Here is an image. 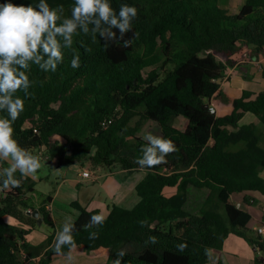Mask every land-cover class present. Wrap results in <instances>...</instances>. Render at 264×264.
<instances>
[{
    "label": "trees",
    "instance_id": "16d2710c",
    "mask_svg": "<svg viewBox=\"0 0 264 264\" xmlns=\"http://www.w3.org/2000/svg\"><path fill=\"white\" fill-rule=\"evenodd\" d=\"M110 2L117 10L121 3L138 9L125 36L131 45L109 42L105 49L98 34L92 39L78 32L55 72L32 65L28 74L35 83L14 123L15 138L59 168L147 172L136 188L140 201L132 209L112 206L105 223L91 230L84 225L100 212L74 204L80 211L76 248L69 253L65 246L57 254L56 232L39 245L27 240L39 225L36 210L44 224L54 226L46 208L53 196L37 208L31 197L35 182L24 179L0 194V264H25L36 256L32 264H52L74 253L107 254L113 264L120 249H127L122 264H212L211 251H222L231 235L250 242L257 252L254 264H264V236L251 229L252 214L232 201L246 194L243 201L251 205L262 203L251 193L264 197V90L227 98L221 85L233 69L249 71L264 56V0H245L238 12L223 8L221 0ZM48 3L63 5L70 16L74 0ZM74 53L81 59L77 69L71 67ZM221 100L229 104L225 112L219 110ZM247 113L259 122L241 125ZM179 117L188 120L184 129L175 125ZM135 118L140 121L133 126ZM143 121L154 122L152 133L171 139L177 149L148 169L135 163L146 143L137 135ZM167 188L177 191L167 195ZM192 189L209 191L198 214L188 210ZM89 231L98 238L89 239ZM149 236L158 243L146 245ZM180 243L188 245L183 252L177 250Z\"/></svg>",
    "mask_w": 264,
    "mask_h": 264
},
{
    "label": "clouds",
    "instance_id": "9594fccd",
    "mask_svg": "<svg viewBox=\"0 0 264 264\" xmlns=\"http://www.w3.org/2000/svg\"><path fill=\"white\" fill-rule=\"evenodd\" d=\"M137 17V7L121 3L117 10L110 0H74L70 16L64 15L63 5L53 8L48 0H33L28 4H17L11 0L0 3V112L7 113L0 117V192L20 187L22 180L34 177L41 168L40 157L20 145L14 129L15 121L25 109L24 97L32 95L29 90L35 81L29 78L31 66L36 65L44 72H55L64 62V50L72 47L73 37L78 32L91 33L92 39L98 34L105 42V49L109 42L119 41H123V47H129L132 41L125 36L132 31ZM138 35L134 33V37ZM80 66V56L74 53L71 67L77 69ZM19 92L24 96L18 95ZM142 139L146 143L141 147L142 155L135 161L141 169L165 162L166 157L177 150L171 139L150 131L144 132ZM105 220L102 212L92 215L84 228H98ZM139 223L144 226L147 222ZM75 231L73 217L66 216L53 241L57 254H61L65 246L69 253L76 248ZM98 235L97 231H89V239H96ZM156 243V236H149L145 241L146 245ZM176 247L183 252L188 245L180 243ZM126 254L127 249L118 250L113 264H122Z\"/></svg>",
    "mask_w": 264,
    "mask_h": 264
},
{
    "label": "rangeland",
    "instance_id": "374dc122",
    "mask_svg": "<svg viewBox=\"0 0 264 264\" xmlns=\"http://www.w3.org/2000/svg\"><path fill=\"white\" fill-rule=\"evenodd\" d=\"M244 1L245 0H221L220 5L223 8L231 9L233 12H238L240 7L244 3ZM263 69H264V56L261 57L260 63L258 62L254 64L252 67H250L249 71L248 70L244 71V69L238 68L236 72H234L230 77H228L227 79L223 81L225 83L227 81L232 80V78L234 79L232 82L230 81L231 82L230 85L233 88L230 87L231 91L228 90L230 93H227L228 95H226V97L230 98L231 96H234V94L239 95L241 92V89L243 88V84H244L243 81L246 82L244 85L245 88H248V89L256 88L259 91L264 90ZM250 71H251V74L249 75ZM257 74H259L260 77H257ZM220 106L222 107V111L223 109L226 111V108H229L228 102L223 101V100L220 101ZM251 118H254V120L251 121L250 120ZM138 121H140L139 118H135L132 121V125L134 126ZM250 122H254V123L258 122L257 117L252 113H249V115L241 121V125H244ZM186 123H188V120L184 117H179L175 120V125L180 129H184L186 126ZM154 128H156V125L154 124V122L143 121L142 127L140 130H138L137 135L142 137L143 133L146 131L154 132ZM262 136H263V133H262ZM263 145H264V136H263ZM35 155H40L42 158H40L41 168L34 174V177H30L32 181L35 182V192L31 195V197L33 198V203L35 205L41 206L42 203L47 199L49 195H55L58 192L60 184L62 183L64 179L67 180V179L73 178L74 174L76 175L77 166L72 165L68 167L59 168L55 163H49L46 160V157L43 155V152L41 150L39 151L37 150ZM86 168H89V167H86ZM103 171L106 172L105 169H103ZM135 176L136 178L141 176L140 172L137 173ZM69 186L70 184L67 185V187ZM127 187L130 188V186L128 185ZM4 192L5 191H2L0 192V194ZM171 193H172V189L167 188L166 194L170 195ZM208 194H209L208 190L192 189L191 195H190L191 198H190L189 205H188V210L194 214H198L199 209L202 205V202L206 199ZM136 196L137 198H139L137 193H136ZM260 200L264 202V198L263 199L260 198ZM251 206H253V208L250 209V211H252V214H255L257 217H260V218L264 215V204L259 203L256 200L255 202L253 201L251 203ZM7 220L12 224L17 223V221L12 217H8ZM38 228L40 229V231L38 232V234L34 235L33 240L42 239L41 243H43L47 239V236H45V234L47 235L48 233H50L51 227L47 224H44L42 226H39ZM29 239H30V236H29ZM224 247L225 248L223 249V252L216 250L210 253L212 261H216V263H219V261H222L221 264H254V258L256 257L257 252L250 242L238 236L232 235L231 237L227 239ZM43 253H44V250L40 254H43ZM221 254L223 255L221 256ZM260 256H264V255L260 254ZM38 257L40 256H36V259ZM218 257H220L221 259ZM36 259H31L30 263H34ZM52 264H109V260L107 257H103V258L100 256L93 257L92 255H88V254H80V255L75 256V253H74L71 255V257L57 258L56 261L53 262Z\"/></svg>",
    "mask_w": 264,
    "mask_h": 264
},
{
    "label": "crops",
    "instance_id": "0c3cea01",
    "mask_svg": "<svg viewBox=\"0 0 264 264\" xmlns=\"http://www.w3.org/2000/svg\"><path fill=\"white\" fill-rule=\"evenodd\" d=\"M236 71H237V68L233 69L229 73L228 77H230ZM233 80L234 79L232 78V80L230 81L232 82ZM230 81H227L225 83L223 81L221 82L222 90L225 93V95H228L227 93H230L228 90L231 91L230 87L232 86L230 85L231 83ZM243 83H244L243 88L241 89L240 94L239 95L234 94V96H231L232 98L240 96L244 90L259 91L256 88L255 89L245 88L244 85L246 82L243 81ZM228 109L229 108H226V110ZM219 110L221 112L225 111L224 109L222 111V107H220ZM248 115L249 113H247L244 118H246ZM250 120L253 121L254 118H251ZM250 123H253V122H250ZM246 124H249V123H246ZM39 157L41 158L40 155ZM76 166H77L76 175L74 174L73 178H70L67 180L64 179L62 183L60 184L58 192L55 195H52L53 198L48 203V206L50 208L49 212L51 213L54 219V226L51 227L50 233H48L47 235L44 233L45 236H47V238L53 233H55L59 226H62L64 222V218L66 216H72L74 221L76 220L80 211L78 207L74 206V204H78L80 208H85L89 211H98L100 213L102 212L107 218L110 215L112 206L118 205V206H121L127 209H132L140 201V197L137 198L136 196V193H137L136 188H137V185L145 178V176L147 175V172L140 171L141 176L136 178L135 175L139 172L129 173L125 170H118L114 172H110L106 170L105 172L103 171L102 168L96 169L97 170L96 171V170H92L91 168H82L79 165H76ZM86 169H89L92 172L94 177L92 178L83 177L82 175L83 171ZM68 184H70L69 187H67ZM127 185L130 186V188L127 187ZM170 189H172V193L170 195L176 193L177 191L176 189H173V188H170ZM73 195H75L74 199H73ZM245 195L246 194L234 195L232 197V201L237 203L239 207L244 208L245 210L249 211L252 214V211H250V209L253 208V206L243 201V198ZM250 195L253 196L254 198H259V200L260 198L261 199L264 198L262 195L257 194V193H251ZM262 204H263V201H262ZM36 207L38 208L39 206L36 205ZM252 216H253L252 218L253 222L251 223L252 225L250 224V226L251 228L254 229V226L256 223H258V220L260 219V217H257L255 214H252ZM42 225H44V222ZM38 227L36 228V230H34L31 234L27 236V240L29 239V236H30V239L28 240V242L31 243L32 245H39L42 242V239L33 240L34 235L38 234V232L40 231ZM71 255L69 257H71ZM77 255H80V254L75 253V256ZM222 255L223 254H221V256ZM99 256L102 258L103 257L108 258L107 254H99L98 256H93V257H99ZM210 259H211V256H210ZM219 262H222V261H219ZM211 263L217 264L216 261H212V260H211Z\"/></svg>",
    "mask_w": 264,
    "mask_h": 264
},
{
    "label": "built area",
    "instance_id": "2783aa9c",
    "mask_svg": "<svg viewBox=\"0 0 264 264\" xmlns=\"http://www.w3.org/2000/svg\"><path fill=\"white\" fill-rule=\"evenodd\" d=\"M104 125L105 126H108L109 123L108 122H105ZM82 175L85 178H92V177H94L93 174H92V172L89 169L84 170ZM47 209L50 210L49 206H47ZM254 230L257 232V234H259L261 236H264V215L258 220V223L255 224ZM27 264H31V263L28 262Z\"/></svg>",
    "mask_w": 264,
    "mask_h": 264
},
{
    "label": "water",
    "instance_id": "95a60500",
    "mask_svg": "<svg viewBox=\"0 0 264 264\" xmlns=\"http://www.w3.org/2000/svg\"><path fill=\"white\" fill-rule=\"evenodd\" d=\"M213 112H216V108H213ZM34 217L37 218L39 221H38V224L39 226H41L43 224V218L40 217V212L39 210H36L35 213H34Z\"/></svg>",
    "mask_w": 264,
    "mask_h": 264
}]
</instances>
